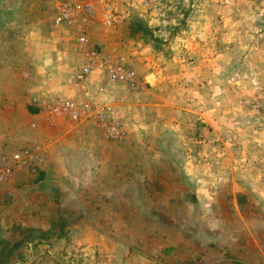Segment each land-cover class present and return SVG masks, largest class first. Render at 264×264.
<instances>
[{
    "label": "rangeland",
    "instance_id": "374dc122",
    "mask_svg": "<svg viewBox=\"0 0 264 264\" xmlns=\"http://www.w3.org/2000/svg\"><path fill=\"white\" fill-rule=\"evenodd\" d=\"M60 1L47 9L49 21ZM103 1L113 18L109 26L97 21L94 48H117L111 58L141 87L128 91L127 113L130 148L142 145L146 157L145 201L138 187L131 195L138 169L117 166L112 194L94 201L96 209L113 204L114 216L94 217V233L79 232L78 220L88 218L58 209L53 199L58 211L47 209L51 216L34 210L9 223L4 200L0 264H192L184 246L218 244L219 237L209 241L217 232L209 220L213 199L230 206L234 195L240 216L263 226L254 241L256 264H264V0H162L155 10L141 0ZM122 142L128 144H116ZM176 234L182 242L171 250ZM236 235L254 237V230ZM223 244L215 253L224 251L217 258L227 264L239 252ZM250 260L243 256L244 264Z\"/></svg>",
    "mask_w": 264,
    "mask_h": 264
},
{
    "label": "crops",
    "instance_id": "0c3cea01",
    "mask_svg": "<svg viewBox=\"0 0 264 264\" xmlns=\"http://www.w3.org/2000/svg\"><path fill=\"white\" fill-rule=\"evenodd\" d=\"M55 1L58 0H0V156H10L23 148H30L42 156L40 166L32 175L27 170H19L0 183V202H8L4 209L0 204V210L6 209L9 223L12 221L16 225L18 215L29 217L35 210L36 216H46L50 210L58 211L52 206L53 199L61 202L58 209L72 210L77 218H88L78 220L79 232L94 233V217L114 216L113 204L105 210L94 208L98 194L107 199L115 188L114 166L138 169L134 171L138 177L131 180V195H136L134 188L138 187L140 200L145 201L142 187L147 183L146 157L142 154V145L139 150L129 145L134 138L130 128L132 116L127 113L130 93L121 85L107 82L98 72H92L83 84L72 81V69L80 65V56L74 48L73 32L52 24L59 2L49 21L47 9ZM94 8L95 14L85 30L93 46L94 26L101 21L102 6L95 3ZM108 49L105 54L97 50L110 62L117 63L112 59L117 48ZM54 98H68L90 106L77 121H71L67 116L51 113L50 104ZM105 105L111 106L112 111L103 120H119L124 131L122 140L127 139L128 144L122 142L123 146L119 147L105 137L99 123ZM103 186L105 189L100 190ZM213 201L209 220L211 228L217 227L214 228L217 232L210 231L209 241L213 243L212 239L219 237L218 244L204 242L203 246L194 243L184 246L187 252L194 254L192 264H220L217 256H223L224 251L215 253V249L226 241L229 249L239 252L235 253L237 258L228 260L227 264H244L243 256L248 254L250 264H256L260 248L254 238L261 237L256 232L259 227L263 230V226L252 218L240 216L236 195L231 196L230 206L222 201L220 204L218 198ZM138 209L143 216L147 215L145 208ZM29 225L33 223L29 221ZM247 227L254 230V237L241 236L237 240L236 234ZM180 242L176 234L166 247L176 249ZM199 249L203 251L202 261L195 260H198Z\"/></svg>",
    "mask_w": 264,
    "mask_h": 264
},
{
    "label": "built area",
    "instance_id": "2783aa9c",
    "mask_svg": "<svg viewBox=\"0 0 264 264\" xmlns=\"http://www.w3.org/2000/svg\"><path fill=\"white\" fill-rule=\"evenodd\" d=\"M161 1L141 0V3L147 9L155 10ZM95 3L102 6V21L109 26L113 13L111 7L103 0H62L57 5L52 19L54 26L65 27L73 32L74 48L80 56V65L75 68L72 81L76 84H83L92 72H98L111 84L121 85L129 92L137 91L141 87L136 74L121 64L110 62L88 42L85 30L90 18L95 14ZM89 106L86 103L78 104L68 98H54L51 100L50 111L53 114L67 116L71 121H77L81 114L88 111ZM103 108L104 113L100 115L99 123L104 135L114 142H119L124 136L122 124L114 118L103 120L111 113L112 107L105 105ZM41 160L42 156L30 148H23L13 152L10 156H0V183L10 179L19 170H27L30 174L35 173Z\"/></svg>",
    "mask_w": 264,
    "mask_h": 264
}]
</instances>
